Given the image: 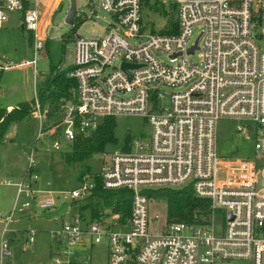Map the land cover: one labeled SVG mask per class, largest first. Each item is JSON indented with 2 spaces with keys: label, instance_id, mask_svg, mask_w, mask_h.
<instances>
[{
  "label": "built area",
  "instance_id": "obj_1",
  "mask_svg": "<svg viewBox=\"0 0 264 264\" xmlns=\"http://www.w3.org/2000/svg\"><path fill=\"white\" fill-rule=\"evenodd\" d=\"M169 1L175 3L176 30L158 33L143 31L140 0H97L113 20L102 36H75L67 72L74 84L71 98L59 106V122L44 126L35 99L37 138L50 144L45 151L61 146L51 135L60 133L71 142L77 134L89 135L105 116L139 114L149 125L145 136L97 153L98 172L82 173L77 186L63 194L78 201V212L62 217L48 232L56 244L50 264H83L80 251L100 242L108 246L107 264H264V185L258 186V174L264 179V0ZM60 3L0 0V28L6 12L19 11L20 27L29 33L37 57L45 52ZM90 5L92 16L95 2ZM194 27L200 29L191 40ZM195 52L198 63L187 59ZM7 66L0 61V71ZM221 118L244 120L255 128V157L218 154L216 124ZM33 155L31 149L23 178L12 183V211L0 221V264H14L16 231L8 224L15 210H26L31 199L40 210L54 206L50 191L31 189L36 180ZM95 179L103 189L130 191L124 219L108 210L94 218L88 209L87 216L80 212ZM184 185L208 200L207 210L192 221H164L158 232H151L149 223L157 215L148 217L152 198L146 190ZM31 194L18 205L20 195ZM217 215L223 221L216 228ZM17 234L24 246L34 241L32 229Z\"/></svg>",
  "mask_w": 264,
  "mask_h": 264
},
{
  "label": "rangeland",
  "instance_id": "obj_2",
  "mask_svg": "<svg viewBox=\"0 0 264 264\" xmlns=\"http://www.w3.org/2000/svg\"><path fill=\"white\" fill-rule=\"evenodd\" d=\"M95 13L90 16V0H75L76 17L75 26L65 22L64 18L69 6V0H61L60 6L53 13L50 28L47 31L45 52L34 57L33 50L28 43L27 31L20 30V12H6L4 27L0 29V61L7 62L8 66L0 73V92L2 94V106L9 102L12 106L19 102L30 100L34 97L35 88L40 85V80L46 77L54 68H63L73 62V41L76 35L84 37H98L104 34L112 17L102 10L97 0H93ZM157 3L169 0H156ZM144 32H149V21L158 19L154 10L140 11ZM157 18V19H156ZM144 23L146 25H144ZM157 28V26H156ZM199 27L192 29L191 40L199 31ZM199 52L187 57L189 61L198 63ZM160 57L166 61L163 55ZM33 71L37 72L33 79ZM5 95V97H4ZM37 101V100H36ZM35 102V101H34ZM62 112L59 108L55 117L59 122ZM113 118V136L115 142L107 145V150H113L121 146L126 139L145 136L149 131V125L145 116L139 114H121ZM47 122L51 124V121ZM55 123V124H56ZM248 122L239 119L221 118L216 124V144L218 154L221 156H236L241 158L255 157L254 148L255 128H248ZM49 125V126H50ZM46 126V127H47ZM238 126L241 129H238ZM39 131V119L35 115L10 124L0 143V221L12 211L15 200L16 187L12 184L20 181L29 165L28 155L34 149L36 175L32 190L50 191L54 196V206L45 210L35 207L33 199L30 206L22 211L15 210L8 228L11 230L32 229L35 231L33 245L24 246L19 241L12 244L13 258L16 264H50V249L55 245L48 232L56 229L64 212L68 214L78 212L76 203L67 197L63 198L71 188L77 186L82 173L98 172L100 161L97 154L89 158L66 165L62 160V152L68 150V143L61 134H57L60 148L45 151L49 147V141L37 138ZM11 139V141H9ZM88 166V170H84ZM7 182V183H6ZM38 194V192L33 191ZM20 195L21 201L29 199ZM84 216L88 215L86 208L80 211ZM26 213L29 215L26 216ZM157 215L155 222L149 223L151 232H158L165 221V204L161 200L152 199L148 204V217ZM61 216V217H60ZM223 218L214 216V226H221ZM1 228V224H0ZM21 240V236L17 234ZM20 246V248H19ZM108 246L105 242L93 245L89 249H83L78 256L83 264H107ZM240 264H250L241 260Z\"/></svg>",
  "mask_w": 264,
  "mask_h": 264
},
{
  "label": "trees",
  "instance_id": "obj_3",
  "mask_svg": "<svg viewBox=\"0 0 264 264\" xmlns=\"http://www.w3.org/2000/svg\"><path fill=\"white\" fill-rule=\"evenodd\" d=\"M154 10L158 19L149 21L150 32L172 33L176 30L175 3L171 1L157 3L156 0H140V11ZM142 24V21H140ZM144 25H146L144 23ZM157 26V28H156ZM30 41L28 35V43ZM70 65L63 68H54L40 80L35 91V98L19 102L8 110L0 105V143L10 124L33 115L35 99L39 111L44 115V126L55 117L59 106L71 98L70 87L74 84L73 78L67 76ZM55 120L51 124H55ZM50 125V124H48ZM113 118L102 117L95 129L85 137L77 134L68 142V150L62 152V160L66 165H72L89 158L93 154L104 151L107 145L114 143ZM57 137V133L51 135ZM58 138V137H57ZM128 140V138L126 139ZM84 170H88V166ZM95 186L79 210L88 209L91 218L98 217L100 212L108 210L116 213L118 219H124L129 212L131 193L127 189H103L95 179ZM146 195L152 199L161 200L165 204V221H192L198 212L202 214L208 208V200L197 197L190 185L180 187H158L146 190ZM74 203L78 204V201Z\"/></svg>",
  "mask_w": 264,
  "mask_h": 264
},
{
  "label": "water",
  "instance_id": "obj_4",
  "mask_svg": "<svg viewBox=\"0 0 264 264\" xmlns=\"http://www.w3.org/2000/svg\"><path fill=\"white\" fill-rule=\"evenodd\" d=\"M75 0H69V6L68 9L66 11V15H65V22H67L68 24L73 25L74 23V19H75ZM195 46H192L188 49L189 52H192ZM124 66V65H123ZM260 185H264V179L261 177L260 174H258V186Z\"/></svg>",
  "mask_w": 264,
  "mask_h": 264
},
{
  "label": "crops",
  "instance_id": "obj_5",
  "mask_svg": "<svg viewBox=\"0 0 264 264\" xmlns=\"http://www.w3.org/2000/svg\"><path fill=\"white\" fill-rule=\"evenodd\" d=\"M6 23V22H5ZM3 27H4V25H3ZM18 27H19V29L20 30H23L21 27H20V25H18ZM1 29V28H0ZM29 35V33H27V36ZM2 71V70H1ZM1 71H0V73H1ZM37 73V72H36ZM37 75V74H36ZM36 76H34L33 75V79L35 78ZM34 91H36V88H35V90ZM1 97H2V94H1V92H0V105L2 106L3 104H2V100H1ZM4 97H5V95H4ZM34 98H35V93H34ZM27 101V100H26ZM7 110L9 109V108H11L12 107V105H11V103H9V102H7V103H5V106H4ZM9 141H11V139H9ZM7 183V182H6ZM16 196V195H15ZM65 214H68V212L67 213H65L64 212V214H63V216L65 215ZM29 214L28 213H26V216H28ZM61 217V216H60ZM0 224H1V222H0ZM28 229V228H27ZM27 229H23V230H20V231H17V230H15L16 232L14 233V235H13V237H12V241H11V244H13L14 242L16 243V244H18L19 243V241H20V243H21V240L18 238V236L16 237V234L17 233H20L21 234V232H23L24 230H27ZM55 244V243H54ZM19 245V244H18ZM33 245V244H32ZM56 247V244L50 249V255H51V251L52 250H54V248ZM19 248H20V246H19ZM13 260H14V264H16L15 263V259L13 258Z\"/></svg>",
  "mask_w": 264,
  "mask_h": 264
},
{
  "label": "flooded vegetation",
  "instance_id": "obj_6",
  "mask_svg": "<svg viewBox=\"0 0 264 264\" xmlns=\"http://www.w3.org/2000/svg\"><path fill=\"white\" fill-rule=\"evenodd\" d=\"M75 13H76V12H75ZM77 19H78V18H77V17H75V19H74V23H76V21H78Z\"/></svg>",
  "mask_w": 264,
  "mask_h": 264
}]
</instances>
